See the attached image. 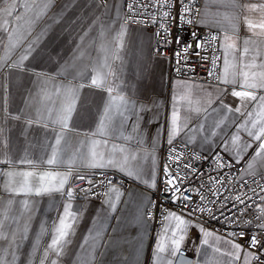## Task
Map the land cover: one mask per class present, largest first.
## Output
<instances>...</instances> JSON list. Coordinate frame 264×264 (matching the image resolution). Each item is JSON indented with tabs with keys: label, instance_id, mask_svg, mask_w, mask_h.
<instances>
[{
	"label": "crops",
	"instance_id": "0c3cea01",
	"mask_svg": "<svg viewBox=\"0 0 264 264\" xmlns=\"http://www.w3.org/2000/svg\"><path fill=\"white\" fill-rule=\"evenodd\" d=\"M123 3L0 0V262L153 264L160 242L166 251L159 253V264H251L249 250L237 251L233 245L238 243L203 227L212 233L205 237L202 226L180 212L173 213L196 226L187 230L180 252L172 256L165 235L169 220L153 230L146 209L157 185L160 150L169 144L174 111L182 131L173 141L204 154L219 150L235 161L224 148L238 134L241 147L251 145L239 160L243 174L264 177V153L257 155L264 137L255 140L247 131L255 134L264 127V87L259 86L264 84V29L248 24L264 22V0H204L199 23L222 34L217 84L169 79L168 59L154 49V30L124 24ZM225 75L228 83L223 82ZM69 89L75 90V108L68 127L62 128L57 120L71 102ZM233 91H251L256 99L241 103ZM120 97L128 101L123 114L116 108L122 104ZM54 148L58 162L48 165ZM93 150L118 166L89 167ZM27 160L33 163H21ZM96 169L115 171L131 185H113L103 200H68L56 191L25 196L5 187L9 172H70L64 192L78 172ZM112 188L120 193L118 200ZM68 204L77 216L74 235L57 255L48 246Z\"/></svg>",
	"mask_w": 264,
	"mask_h": 264
},
{
	"label": "built area",
	"instance_id": "2783aa9c",
	"mask_svg": "<svg viewBox=\"0 0 264 264\" xmlns=\"http://www.w3.org/2000/svg\"><path fill=\"white\" fill-rule=\"evenodd\" d=\"M58 1V0H54ZM105 3L106 0H99ZM204 0H194V10L187 13L186 20L192 23L181 24L179 19V3H175L172 8V19L167 21L170 35L165 37L159 27V9L148 7L147 12L151 15L142 14L144 9L138 5L148 3V0H124L122 22L130 26H141L154 30V49L157 54L168 59V77L183 78L199 81L205 84H217L220 81L221 63L223 52L221 49V32L217 29L207 28L199 23V17ZM129 4L133 5L134 11L129 10ZM198 10V11H197ZM156 16L157 23H152V16ZM131 17V20L129 19ZM138 21L133 23L132 21ZM161 34L158 35L157 33ZM195 33V36H193ZM181 38L182 44H190L187 61L176 64L175 51L178 48L176 37ZM215 36L216 40L210 37ZM165 39L171 43H165ZM199 42L200 47L197 48ZM199 53V55H197ZM206 57V59H202ZM213 58L216 63L213 68ZM179 67V71H177ZM209 71L214 74L209 75ZM219 77V79H218ZM176 153H182L179 161L169 160L171 149ZM176 153H171L175 157ZM219 154L230 167L217 169L215 156ZM199 157V158H197ZM185 164H191V169L184 168ZM165 165L173 176L180 169V175L184 177L180 183L181 192L172 195L167 191V177L165 176ZM192 169H195L193 171ZM244 165L235 162L225 153L215 150L209 154H204L187 146L180 140H175L172 144H163L160 150L159 175L156 188L151 192V201L146 209V216L151 222L152 229L162 226L165 217L170 212H180L187 214L196 206L205 207L210 210L196 212L189 218L198 222L202 227L220 236L233 240L241 245L245 250H249L253 255L259 256V260L253 259L251 264H264V230L260 225L264 224L263 209L264 202V177L259 174H243ZM84 176L81 180L78 177ZM92 183L89 184L88 181ZM104 183H101V181ZM221 180L222 183H214ZM108 181H111L109 184ZM119 185L129 187L131 182L121 174L107 169L82 170L78 172L72 180L69 188L73 190L71 200H103L110 187ZM67 188L64 193L69 189ZM90 188V192L82 189ZM188 191H185V190ZM181 193L191 197L189 201L178 199ZM1 195V186H0ZM205 200L201 201L200 197ZM239 196L240 201L236 200ZM64 199L69 198L63 194ZM185 204L188 206L185 207ZM243 233V236L240 235ZM255 235L260 241L257 247L249 246L250 237Z\"/></svg>",
	"mask_w": 264,
	"mask_h": 264
},
{
	"label": "snow or ice",
	"instance_id": "6c2138e0",
	"mask_svg": "<svg viewBox=\"0 0 264 264\" xmlns=\"http://www.w3.org/2000/svg\"><path fill=\"white\" fill-rule=\"evenodd\" d=\"M179 3V19L181 24L183 23H192V20H186V15L187 13H191L194 10V0H148V3L143 4V5H138L139 7H142L144 9V13L142 14H147V15H151L150 13L147 12V9L149 6H151L153 9L158 8L159 9V27L161 29V31L163 32V34L165 35V37H168L170 35L169 32V27L167 24V21L172 19V8L174 6L175 3ZM129 10L130 11H134L133 9V5L129 4ZM252 9H255L257 6L256 5H251L250 6ZM261 8H264V5H260ZM198 11V10H197ZM11 13H9L10 15ZM131 20V17L129 18ZM133 23H136L138 21H132ZM152 23H157V18L156 16H152ZM249 27L250 28H256L259 27L261 29H264V22L260 23V24H253L251 21L248 22ZM125 31L124 27L122 26V32L121 34H123V32ZM158 35H160L161 33L158 32ZM193 36H195V33H193ZM211 40H216L217 38L215 36L210 37ZM227 39V37H226ZM165 43H171L170 40L165 39L164 41ZM176 44L178 45L177 50L175 51L174 55L176 58V64L179 65L181 63L182 60H184L185 62L187 61V53L189 51V49L191 48L190 44H182L181 42V38L179 36L176 37ZM200 47L199 42L197 43V48ZM229 47H232V45H229ZM245 51H247V49H245ZM197 55H199V53H197ZM27 57H23V59H26ZM202 59H206V57H202ZM22 62V61H21ZM225 65L228 64V60H227V55H225ZM215 63L216 60L215 58H213L212 64H213V68L215 67ZM17 65H13V67H15ZM177 71H179V67H177ZM214 73L212 71H209V75H213ZM245 78H247V73H244ZM219 79V77H218ZM224 83H228V79H227V75H225L224 77ZM233 83L235 82L234 80L232 81ZM92 84L93 85H97L98 84V80L96 77H93L92 79ZM260 87H264V84L259 85ZM81 87H83V85H81ZM242 87H244V85H242ZM248 88H255L257 87L256 84H247ZM109 91H111V89H109ZM74 93L75 90L69 89L67 92V96L70 98L71 102L67 105V107L63 110V113L60 114L57 122L60 123L62 125V128H67L68 124L67 121L68 119L71 118V113L75 108V99L74 97ZM233 96L235 97H239L241 98V103L244 102V100L247 98L249 100H255L256 96L251 92V91H233L232 93ZM122 101L121 105H116V108L118 111L121 112V114H123V110H126L128 107V101L125 100L123 97L119 98ZM175 99V97H174ZM261 100H264V97H261ZM262 108H264V105H262ZM108 108H106V113L108 112ZM231 110V109H229ZM237 112L240 111L239 108L236 109ZM249 116H251V113H249ZM16 119H19V117H15ZM29 125L32 123L31 120H29L27 122ZM104 126V120H101V128H103ZM256 126V122L253 121V127ZM241 128H244V125L240 126ZM247 130V129H245ZM182 131V128H180L177 125V117L175 114V111L173 113V118H172V124L171 127L169 129V133H168V143L171 145L173 140L175 139V137L177 135H179V132ZM248 131V135L249 136H253L255 140H261L262 137H264V127H261L259 129L258 133H253L251 130H247ZM62 136L58 135L56 137V144L59 145L61 142ZM239 135H234L232 137V146L228 147L227 146V142H225V148L224 151L225 152H231L234 156V159L237 163H239V160L241 158L242 155V151L248 147H251L250 144H245L243 145V147H241V145L239 144ZM171 153H176V150L173 148L171 149ZM169 155V160H175V161H179L181 156L183 155L182 153H176L175 157H173L172 155ZM261 153H264V142H261L259 144V151L257 152V155H261ZM56 149H53L52 155L50 158L47 159V164L48 165H55L57 164V158H56ZM199 158V157H197ZM21 163H28V164H32L33 162L31 160H27V161H21ZM215 163H216V167L217 169L220 168H224V167H230V164H226L223 162L222 157L217 154L215 156ZM89 167L92 168H104L106 166H113L116 167L118 165H116L114 163L113 160L108 159L105 160L104 159V155L103 153H96L94 150L91 152V160L89 162ZM119 167L121 168V171H127V174L129 176H134L137 179H142L140 173L138 172H134L130 169H125L123 165H119ZM184 168L186 169H191L192 166L191 164H185ZM248 168L251 169L252 168V164L248 165ZM193 171H195V169H192ZM177 174L175 176H173L171 173H169L168 171V166L165 165V176L167 177V185L168 188L166 189L167 191H170L172 193L173 196H175L176 193H180L181 192V188H180V183L183 182L184 177H182L179 173H180V169L177 168ZM8 177H9V181L8 183L5 185L6 189L8 191H11L15 194H23L25 196L28 195H36V196H40L42 194H50L53 191L56 192H62L64 195H66L69 200L72 199L73 197V190L71 188H69L67 190L66 193L63 192L65 184L68 183V178L70 176V172L68 173H59V172H54V171H46L43 173H39V172H35V171H25V172H9L7 173ZM16 177H19V179H15ZM78 179L84 180L86 179L84 176H80L78 177ZM152 187L155 186L154 184V180H155V175L153 173L152 175ZM89 184L92 183L91 180L88 181ZM101 183H104V181L102 180ZM108 183L110 184L111 181H108ZM144 183H148V181H144ZM214 183H222L221 180H216L214 181ZM82 191L85 192H90L91 189H82ZM111 191L116 192V199H119L120 193L118 192V190H116L115 188H112ZM185 191H188L187 189ZM178 199H182L183 201H189L191 199L190 196L188 195H184L183 193H181V196L178 197ZM201 201L205 200L204 196L200 197ZM236 200L240 201V203H243L242 200H240V197L237 196ZM113 210L115 209V204L112 203L110 205ZM188 205L185 204V207H187ZM71 209V204H68L65 206L64 208V215L60 218L59 221V225L55 228V234L53 235L51 244L48 246L49 249L53 250L56 252L57 255H59L63 248L70 243V240L68 239L71 235H74V224L77 220V216L75 213L70 211ZM204 211H209V209L205 208V207H200V206H196L195 208L192 209L191 212L188 213L189 216L195 215L196 212H204ZM261 212L264 213V209H261ZM166 220H169V225L166 226L165 228V235L167 237V240L170 242V244L167 247H170V251L172 256H176V254L178 252H180L181 249V244L185 239V236L187 234V230L190 227H194L196 226L194 224L193 221L191 220H186L184 219L182 216L177 215L176 213L170 212L168 213V215L165 217ZM172 222H174V227L172 226ZM261 229L264 230V224L260 225ZM171 229V235H168V229ZM200 231L204 234L205 237L212 235L211 232H207L203 229V227L200 228ZM241 236H243V233H240ZM217 239H219V237H217ZM203 243H207V240L205 239L203 241ZM260 244V241L257 239V237L255 235L250 237V243L249 246L252 248L257 247V245ZM233 247L239 251L241 248V245L239 244H234ZM264 247V246H262ZM218 250V249H217ZM166 251V245L163 243L158 242L156 245V250L153 252V264H159V261L161 259L159 253L165 252ZM246 255L248 256H252L253 259H257L259 260V256H255L252 253H247ZM238 258V257H237ZM0 264H2V262H0ZM52 264H55V261L52 262ZM168 264H172L171 261L168 262ZM245 264H248L247 260L245 262Z\"/></svg>",
	"mask_w": 264,
	"mask_h": 264
}]
</instances>
